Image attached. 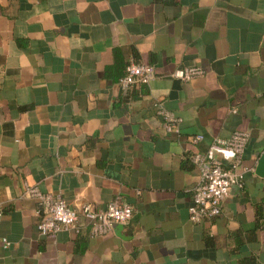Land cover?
<instances>
[{
  "label": "crops",
  "instance_id": "crops-1",
  "mask_svg": "<svg viewBox=\"0 0 264 264\" xmlns=\"http://www.w3.org/2000/svg\"><path fill=\"white\" fill-rule=\"evenodd\" d=\"M132 62L156 78L124 94ZM185 67L205 74L172 78ZM237 131L244 188L194 224L192 156ZM263 153L264 0H0V264H264ZM26 183L134 214L103 236L81 221L43 237Z\"/></svg>",
  "mask_w": 264,
  "mask_h": 264
},
{
  "label": "built area",
  "instance_id": "built-area-1",
  "mask_svg": "<svg viewBox=\"0 0 264 264\" xmlns=\"http://www.w3.org/2000/svg\"><path fill=\"white\" fill-rule=\"evenodd\" d=\"M205 71L198 67H185L174 71L172 78L190 82L204 76ZM156 78L153 66L132 62L126 67L125 75L119 80L120 90L127 94L132 89L149 85ZM158 116L164 130L173 134L179 132L182 120L169 112L162 104L157 105ZM204 136L193 138L200 143ZM250 140V134L235 132L228 139H215L206 152L196 153L192 161L199 171V184L189 208L190 221L201 224L219 217L223 203L229 197L232 188H244L248 169L243 164V156ZM24 195L39 205L41 220L38 231L41 236L57 235L61 232H82L81 221L90 227L91 236H103L110 233L115 225L129 222L134 214L130 205L120 202L108 204L97 210L92 205H83L77 209L69 205L61 196L43 193L38 187L24 185ZM9 243L6 242V247Z\"/></svg>",
  "mask_w": 264,
  "mask_h": 264
},
{
  "label": "water",
  "instance_id": "water-1",
  "mask_svg": "<svg viewBox=\"0 0 264 264\" xmlns=\"http://www.w3.org/2000/svg\"><path fill=\"white\" fill-rule=\"evenodd\" d=\"M256 174L264 178V153L262 154V156L260 157L258 161V165L256 168Z\"/></svg>",
  "mask_w": 264,
  "mask_h": 264
}]
</instances>
